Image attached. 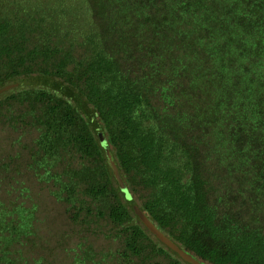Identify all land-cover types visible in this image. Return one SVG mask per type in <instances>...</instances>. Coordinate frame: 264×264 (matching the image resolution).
<instances>
[{"label": "trees", "instance_id": "16d2710c", "mask_svg": "<svg viewBox=\"0 0 264 264\" xmlns=\"http://www.w3.org/2000/svg\"><path fill=\"white\" fill-rule=\"evenodd\" d=\"M13 84L0 264H191L135 205L206 264H264V0H0V90ZM24 171L70 223L54 238L103 235L108 251L80 242L58 261Z\"/></svg>", "mask_w": 264, "mask_h": 264}, {"label": "rangeland", "instance_id": "374dc122", "mask_svg": "<svg viewBox=\"0 0 264 264\" xmlns=\"http://www.w3.org/2000/svg\"><path fill=\"white\" fill-rule=\"evenodd\" d=\"M10 137H11L10 135L7 136L6 130L1 133L0 135V152L1 153L4 150H7L9 149V147H11ZM17 179H18L17 181H13L16 184V186L29 187L31 190L30 195L33 199V202H29L28 205L31 206L33 203L41 205L40 211L37 212V216L40 218L39 219L40 225L45 228V229L43 228L44 230H42V232L44 234L46 233L48 236L49 235L51 236L50 232L54 230V232H52V234L54 235L51 238L55 241L54 243H52V246L58 249L55 253L59 257L58 261L63 259L64 249L67 250L69 248H76L77 244L80 242H85L87 245L93 243L94 248L97 249L98 252L108 251V248L110 247L109 241L103 235H97L93 233L80 234L79 239L78 237H76L77 234H75V236L71 238L69 236L70 232L65 233L66 235L63 237V241H62L63 245H61L62 239L54 238L56 237L55 235H57L56 233L59 231L60 236H62L64 231L71 230V227H70V223L68 222L67 218L63 217L60 211V207H58V205L55 204V199L49 194L47 186L46 185L44 186V184L38 182L35 178H31V176L28 175L27 171H24L23 175L21 177L18 176ZM22 181L24 182V184H21ZM14 197H15V193L12 194L11 198L13 199ZM55 206L57 208H55ZM78 231L79 229H75V232H78ZM85 235H87V237H85L84 240H80V238ZM42 236H44L43 241H46V235H42Z\"/></svg>", "mask_w": 264, "mask_h": 264}, {"label": "water", "instance_id": "95a60500", "mask_svg": "<svg viewBox=\"0 0 264 264\" xmlns=\"http://www.w3.org/2000/svg\"><path fill=\"white\" fill-rule=\"evenodd\" d=\"M17 86V84L8 85L2 90H0V93L3 91H8L11 88ZM103 145L105 146L106 153L110 162V165L113 169L114 175L119 183V186L121 187L122 191L126 194L127 198L130 200L132 199V196L129 192V189L124 181V179L121 176V173L119 171V168L113 158V155L110 151V148L106 142L105 139H103ZM134 210L137 214V216L140 218V220L144 223V225L167 247L178 253L185 261L191 263V264H206L201 259L196 258L193 254L189 253L185 249H182L176 242H174L171 238H169L164 232H162L157 225L149 218V216L140 208L139 205L134 206Z\"/></svg>", "mask_w": 264, "mask_h": 264}]
</instances>
